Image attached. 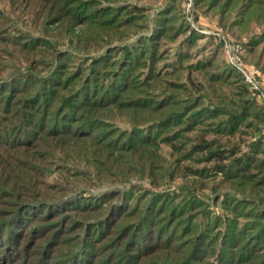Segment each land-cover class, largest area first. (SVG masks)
Masks as SVG:
<instances>
[{
  "label": "rangeland",
  "instance_id": "rangeland-1",
  "mask_svg": "<svg viewBox=\"0 0 264 264\" xmlns=\"http://www.w3.org/2000/svg\"><path fill=\"white\" fill-rule=\"evenodd\" d=\"M223 4L0 0V264H264V23Z\"/></svg>",
  "mask_w": 264,
  "mask_h": 264
},
{
  "label": "trees",
  "instance_id": "trees-1",
  "mask_svg": "<svg viewBox=\"0 0 264 264\" xmlns=\"http://www.w3.org/2000/svg\"><path fill=\"white\" fill-rule=\"evenodd\" d=\"M217 1H219V0H217ZM223 1H224L223 5L225 7H227L229 9V11L231 10V12L234 13V18L235 19L232 22L233 27H236L241 33H245L248 30L249 26H251L252 24H255V23L256 24H258V23L259 24H263L264 23V0H223ZM213 2L214 1H212L210 3L211 5H207V7H209V6L212 7V3ZM129 17H131V15ZM262 35H263L262 38L264 39V33ZM257 39L253 40L252 43H255ZM128 51H129V48L126 47V46L122 49L123 55L121 56V58L123 60L129 59L127 57ZM256 64L259 65L257 62H256ZM138 66L140 67V65H137L136 68H138ZM152 67L153 66L151 64L146 66V69L147 70L149 69V71L146 74H144L145 73L144 72L142 74V76H139L137 78V80H139L138 83H143V85L141 87H144L147 84L148 81H153L152 79L157 80L158 77H155L152 74V73H154V70H152ZM136 68H135V70H136ZM145 87H146V89L145 88H141V89H145L144 90L145 93L146 92L150 93L152 91L151 90L152 86H150V88H148V86L146 85ZM241 88H242V91L237 93V97L242 96L245 93V90L243 89V87H241ZM79 94H81V93H79ZM97 95H98V93H97ZM79 96L80 95L74 97V99H73V96H72V98H70V96H69V98L67 100H64V104H65L64 107H66L65 109H73L74 107H76L77 104H76L75 101H77L76 98L79 97ZM140 104H141V106H143L144 102L141 100ZM241 104L243 105V107L246 108V105H247L246 102L241 101ZM142 108H144V107H140V109L138 111L143 112L145 109H142ZM145 111H147V110H145ZM202 111L208 113V112L211 111V109L210 108H206V109H204ZM214 111H217V110L215 109ZM240 115H242V114H240ZM233 120L237 121L238 119L234 118ZM257 129H259V128H257ZM263 130H264V128H263ZM255 146H253L251 148L254 149ZM217 155H220V154L218 153ZM250 159H251L250 153H246L245 152L239 158V160H237L234 163L232 168H230L228 170V172L229 173H233L235 175H236V173H242L243 172L244 175H246L247 174V170H249L248 169L249 168L248 164H249ZM120 165L124 166L125 164L124 163H120ZM263 165H264V162H261L260 166L262 168H263ZM259 171H261V169ZM260 173H263L262 181H264V172H260ZM248 178H251V177H247V179ZM233 213H234V211H233ZM228 245L230 246L231 243L228 244ZM241 250H242V253H247L246 249L245 250L241 249Z\"/></svg>",
  "mask_w": 264,
  "mask_h": 264
},
{
  "label": "built area",
  "instance_id": "built-area-1",
  "mask_svg": "<svg viewBox=\"0 0 264 264\" xmlns=\"http://www.w3.org/2000/svg\"><path fill=\"white\" fill-rule=\"evenodd\" d=\"M186 3V11H190L192 5V0H184ZM218 38H221L220 31L215 32ZM224 55L227 62L234 66L237 71L241 74L245 84L250 87V89L258 90L257 85L253 81L250 72L245 68L241 59V45L238 43H231L225 37L222 38Z\"/></svg>",
  "mask_w": 264,
  "mask_h": 264
}]
</instances>
